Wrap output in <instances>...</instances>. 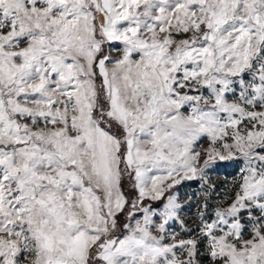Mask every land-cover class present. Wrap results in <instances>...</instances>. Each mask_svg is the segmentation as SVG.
I'll list each match as a JSON object with an SVG mask.
<instances>
[{"label":"snow or ice","instance_id":"6c2138e0","mask_svg":"<svg viewBox=\"0 0 264 264\" xmlns=\"http://www.w3.org/2000/svg\"><path fill=\"white\" fill-rule=\"evenodd\" d=\"M0 264H264V0H0Z\"/></svg>","mask_w":264,"mask_h":264},{"label":"trees","instance_id":"16d2710c","mask_svg":"<svg viewBox=\"0 0 264 264\" xmlns=\"http://www.w3.org/2000/svg\"><path fill=\"white\" fill-rule=\"evenodd\" d=\"M222 175H224L225 177H230V174H234V170L230 167H222L220 169H218ZM186 187H189L191 190H195L196 187H198V185L194 182L192 183H188V184H185L181 189L183 188H186ZM180 190V189H179Z\"/></svg>","mask_w":264,"mask_h":264},{"label":"rangeland","instance_id":"374dc122","mask_svg":"<svg viewBox=\"0 0 264 264\" xmlns=\"http://www.w3.org/2000/svg\"><path fill=\"white\" fill-rule=\"evenodd\" d=\"M214 175L218 179H224V178L227 177V176L225 177L224 175H222V173L219 170H217L216 173H214ZM227 178H230V177H227ZM198 187H196L195 190H193V189L191 190L189 187H186V188L180 189V191H181V193H185V192H187V193L196 192V191H198ZM186 211H188V210L186 209ZM193 211H194V209H193ZM189 218H191V212H189Z\"/></svg>","mask_w":264,"mask_h":264}]
</instances>
